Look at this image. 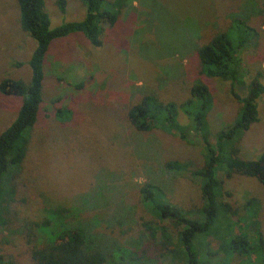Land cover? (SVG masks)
Listing matches in <instances>:
<instances>
[{"label": "rangeland", "instance_id": "374dc122", "mask_svg": "<svg viewBox=\"0 0 264 264\" xmlns=\"http://www.w3.org/2000/svg\"><path fill=\"white\" fill-rule=\"evenodd\" d=\"M57 1L44 0L51 28L84 18L80 0H65L64 13ZM263 4V0H127L114 26H104L101 47H92L81 33L54 40L44 62L42 104L30 133L28 155L13 180L12 211L0 226V264H34L31 247L21 235L28 221L42 218L57 206L81 205V200H90L86 205L101 212L105 236L126 244L148 234L146 227H150L155 243L170 242L175 250L153 264H186L179 241L182 226L154 218L141 203L140 190L150 183L161 188L165 201L186 212L200 208L199 185L190 172L202 164L201 144L192 138L190 120L179 109L176 121L188 127V142L174 131H164L162 122L149 132L138 131L127 114L147 95L178 106L190 97L192 84L201 80L211 96L204 125L214 144L215 134L234 122L241 107L232 87L245 96L257 74L264 86ZM235 14L257 33L240 54L247 74L234 83L206 78L200 74L196 51L224 31ZM242 37L234 41L236 47ZM35 45L20 27L17 0H0V81L29 82L28 62ZM80 83L83 86L75 88ZM20 104L19 97L0 93V134L15 119ZM60 110L70 117L64 115V121H59L56 113ZM258 112L259 121L237 144L244 160H256L264 150V92L258 99ZM168 162L192 167L168 172ZM220 177L221 200L237 211L229 223L232 234L244 231L256 242L255 224L243 206L256 200L251 208H256L258 227L264 234V186L241 174L220 173ZM227 224L216 222L214 229L224 231ZM213 234L203 242L216 251L215 264H257L224 252Z\"/></svg>", "mask_w": 264, "mask_h": 264}, {"label": "trees", "instance_id": "16d2710c", "mask_svg": "<svg viewBox=\"0 0 264 264\" xmlns=\"http://www.w3.org/2000/svg\"><path fill=\"white\" fill-rule=\"evenodd\" d=\"M80 1L85 7V16L81 21L63 23L51 28L44 0H17L20 27L36 45L28 62L31 70L29 82L12 79L0 81V93L21 99L17 116L0 134V226L6 223L5 219L12 211L16 194L13 180L21 173L28 155L30 133L38 120L42 104L44 62L52 42L81 33L92 47H101L104 26H114L127 0ZM57 5L64 13L65 0H58ZM256 35L255 29L245 20L237 14L233 15L230 25L224 31L215 33L197 49L200 74L206 78H218L231 83L242 79L247 71L240 54L246 43ZM241 37L243 40L236 47L234 41ZM260 78L261 75L257 74L251 79L243 97L236 94L232 87V94L241 107L234 122L215 134L214 144L210 140L212 134L209 133L207 125H204L211 96L208 86L201 80L192 84L190 97L178 106L147 95L128 111V122L136 130L149 132L154 125L160 126L162 122L161 128L164 131H174L182 140L188 142L191 139L188 127L176 121L179 109L190 120L191 129L195 132L192 138L201 144L202 164L190 172L199 185L202 199L200 208L186 212L165 201L161 188L150 183L143 184L140 190L141 203L154 218L182 226L179 241L186 264H215L212 260L216 251L203 242L212 231L215 239L222 244L224 252L264 264V234L258 227L255 213L257 210L251 208L253 204L256 205V200L252 199L243 206L247 211L246 215L255 224V242L244 231L232 234L230 221L237 211L221 200L223 179L220 177V173L227 177L234 173L241 174L255 178L264 186V150L256 160H244L239 157L237 147L242 135L259 121L258 99L264 92ZM82 86L80 83L75 88ZM61 111L56 113L59 121H64V115L70 117L69 112ZM171 131L168 133H172ZM190 166L192 167L186 162L166 163L168 172L179 171L177 169L188 171ZM89 201L81 200V205L57 206L44 212L42 218L36 217L28 221L21 235L31 247L34 264H153L175 253L170 248V242V245L165 241L155 243L156 236L150 227H146L148 234H142L126 244L105 236L102 233L101 212L90 209L86 205ZM220 221L228 223L224 231L214 229L216 222ZM153 242L156 245L150 244Z\"/></svg>", "mask_w": 264, "mask_h": 264}]
</instances>
